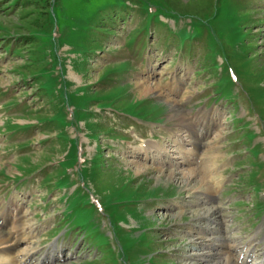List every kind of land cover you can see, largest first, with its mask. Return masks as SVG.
<instances>
[{
  "label": "rangeland",
  "instance_id": "obj_1",
  "mask_svg": "<svg viewBox=\"0 0 264 264\" xmlns=\"http://www.w3.org/2000/svg\"><path fill=\"white\" fill-rule=\"evenodd\" d=\"M180 113L207 130L186 165ZM149 140L163 159L136 156ZM17 210L30 264H214L223 240L263 261L264 0H0V215Z\"/></svg>",
  "mask_w": 264,
  "mask_h": 264
},
{
  "label": "bare ground",
  "instance_id": "obj_2",
  "mask_svg": "<svg viewBox=\"0 0 264 264\" xmlns=\"http://www.w3.org/2000/svg\"><path fill=\"white\" fill-rule=\"evenodd\" d=\"M139 86H140L139 90H140L141 94H146L148 92L153 91L152 87L150 88L149 86H146V85L143 86L141 84H139ZM172 118H173V116H172ZM173 119L178 124H181L185 130H184V135H183L184 139L180 140V138H178L175 141V144L178 145V147H177L178 155L176 154L172 158L173 159L174 158H181V156H183V157H185L184 163L186 165L187 162H191L196 158V156L198 155V152H199L197 149H200L201 146L206 145V143L203 144L204 143L203 139H204V137H206L207 130L204 129V131H202V130L196 129L195 124L192 121L188 120L182 113L175 115ZM184 145H186V146H184ZM164 147H165L164 145L161 146L156 141L149 140L145 144H142L141 147H138V148L136 147L138 150L137 151L138 155H136V156H140L142 154V155H146V157H150V155H152L154 153L157 155L158 158L163 159V157H165L166 154L168 153L167 148H164ZM185 154H187V155L185 156ZM152 156H154V155H152ZM136 167H137V172L142 168L140 163H138V165ZM195 171H196V169H194V168H191L188 170L186 169V171L184 173L182 172L183 177L189 179L195 174ZM195 184L197 185L196 188H198L201 185H206V182L200 176L198 181ZM23 216L24 215L20 214L18 210L15 211V214H12V215L7 213V212L2 213L0 215V264H30L31 258L33 257L34 252L36 251L35 247L33 246V242H34L33 239L35 238V235H34V230H33L32 225L27 224L24 221ZM8 225H10V226H8ZM4 228H6V229L4 230ZM199 237L197 236V238H199ZM23 241H26L27 243H29V246H27L23 249H16L18 243L23 242ZM198 242H201V241H197L196 243H198ZM222 242H224V240ZM222 242L219 243V247L221 246V248H217L216 253L215 252L214 253L213 252L201 253L200 256L204 257V254H206L209 257L211 255L222 257V254L225 255V253H226L227 256L229 255L228 257L227 256H226V258L222 257V261L218 260L214 264H238V263L239 264H247V260L244 259L246 256L244 258L240 257L239 258L240 262H237L236 256H234V254L231 255V253H230L231 248L230 247L228 248V246L226 247V244L222 243ZM213 244H216V243L212 242V239H211L209 245H213ZM225 247H226V250H224V252H223V249ZM250 248L251 247L248 246L246 251H244V254H246V253L248 254V251L250 254V251H251ZM54 249H56V247H53V250ZM248 249H250V250H248ZM244 254H243V256H244ZM56 255L57 254L52 255V257L56 258ZM49 256H47L46 258H48ZM46 258H44V261L41 262L42 264H45ZM37 262L35 264H39L38 260H37ZM259 264H264V260H263V262H261Z\"/></svg>",
  "mask_w": 264,
  "mask_h": 264
}]
</instances>
